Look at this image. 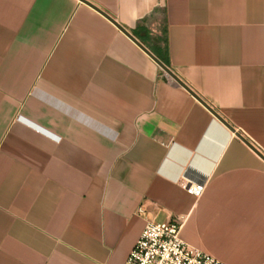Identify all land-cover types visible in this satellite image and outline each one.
<instances>
[{"label": "crops", "instance_id": "crops-1", "mask_svg": "<svg viewBox=\"0 0 264 264\" xmlns=\"http://www.w3.org/2000/svg\"><path fill=\"white\" fill-rule=\"evenodd\" d=\"M87 1L0 0V264H125L176 216L264 264V157L191 93L264 154V0Z\"/></svg>", "mask_w": 264, "mask_h": 264}, {"label": "built area", "instance_id": "built-area-1", "mask_svg": "<svg viewBox=\"0 0 264 264\" xmlns=\"http://www.w3.org/2000/svg\"><path fill=\"white\" fill-rule=\"evenodd\" d=\"M179 182L195 197H199L204 190V183L200 181L183 177ZM138 212L143 214L145 211L139 207ZM183 222L182 216L161 221L147 219L125 264H227L188 244L181 236Z\"/></svg>", "mask_w": 264, "mask_h": 264}, {"label": "water", "instance_id": "water-1", "mask_svg": "<svg viewBox=\"0 0 264 264\" xmlns=\"http://www.w3.org/2000/svg\"><path fill=\"white\" fill-rule=\"evenodd\" d=\"M84 2H87L94 6L92 3H90L87 0H82ZM95 7V6H94ZM96 8V7H95ZM103 14L111 18L107 13L104 11H101ZM115 22V24L120 27L127 35H129L131 38L136 40L127 30H125L122 26H120L113 18H111ZM136 42L140 45V47L150 55V57L167 73L172 79L177 81L179 84L185 86L188 88L183 81H181L162 61H160L151 51H149L144 45H142L140 42L136 40ZM189 89V88H188ZM190 90V89H189ZM191 91V90H190ZM192 94H194L208 109L212 112V114L219 120L221 121L226 127H228L231 131L235 132V134L242 139L245 143H247L250 147H252L261 157H264V154H262L256 147H254L245 137H243L239 132L235 131V129L227 123L214 109H212L205 101H203L199 96H197L193 91H191Z\"/></svg>", "mask_w": 264, "mask_h": 264}]
</instances>
